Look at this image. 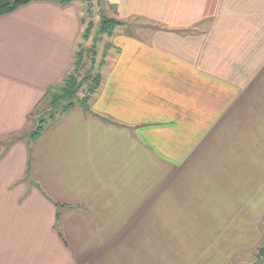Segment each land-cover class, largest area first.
Returning <instances> with one entry per match:
<instances>
[{
  "label": "crops",
  "instance_id": "1",
  "mask_svg": "<svg viewBox=\"0 0 264 264\" xmlns=\"http://www.w3.org/2000/svg\"><path fill=\"white\" fill-rule=\"evenodd\" d=\"M111 4L125 25L107 36L88 108L50 123L32 154L26 142L8 140L0 264H254L229 238L240 239L236 212L243 229L264 219V179L240 174L264 172V0ZM84 10L81 1L33 2L0 17V137L21 138L46 92L73 73L89 41ZM135 20L155 28L138 36L126 26ZM241 152L253 160L237 163ZM227 205L238 206L231 221L221 212ZM154 211L186 212L173 219L185 234L163 230L156 239L170 225L155 224ZM209 221L223 230L204 243L199 223Z\"/></svg>",
  "mask_w": 264,
  "mask_h": 264
},
{
  "label": "rangeland",
  "instance_id": "2",
  "mask_svg": "<svg viewBox=\"0 0 264 264\" xmlns=\"http://www.w3.org/2000/svg\"><path fill=\"white\" fill-rule=\"evenodd\" d=\"M78 1H81L82 4L84 5V8H85V10H84V12H85L84 22L86 24V28H88L89 25H91V28H92L89 31V34H90L89 41H87V42H83L82 41L81 47H79V52L81 50L86 51L85 60H84L85 61V67L80 71V75H79V79L81 80V79L87 78L91 74H92V76H96V75L100 74V72H99L100 70H98V69H99V65H100V67L103 65V63H101V62H103V60L105 58V55H106V52H107L106 48H107L108 45L106 46V44H107V36H109L107 34H101L99 32V27L101 25L100 24L101 23V18L100 17H101V15H105L106 17H108L109 19L112 20V17L114 16V11L111 9V4H110L111 0H78ZM113 19H114V21L116 23V25L113 24L114 26L120 27V26L125 25V24L117 21L114 17H113ZM105 25H106V27H110V28L112 27V25L110 23L105 24ZM128 25L132 26V28L134 29V30H132V32H135L136 34H138V36H142L144 34V32L146 30H148V29H154L155 28L152 25L147 24L146 22L141 21V20L132 21L129 24L127 23L126 26L128 27ZM58 85H60V84H57L55 86H58ZM89 89H90V84L86 85L84 93H86V94L89 93L88 92ZM84 93L81 92L79 94V95H81V98L84 97ZM81 98H79V96H78V99H81ZM44 107L46 108V105H44ZM41 111H42V113H44V112L46 113V111H44L42 109H41ZM37 119H39V117L35 118L36 121H37ZM33 125H34L33 120L30 119V118L27 119V124H26L25 130L22 131L21 133H19L22 136L21 137L22 139L20 137H18V136L14 137V138H9V139H7L6 137H3V136L0 137V149H1L0 150V162L5 158L7 153L10 151L11 147L8 145L9 144L8 140H10V139L13 140V141L16 139L15 142L20 141V143L21 142H24V143L26 142L27 145L29 146V154H32V152H33V148L32 147L35 145L36 142L30 141L29 134L35 129V127ZM31 127H32V129H31ZM49 130H50V125H46L42 135L47 134L49 132ZM17 139H20V140H17ZM250 159L253 160V157L251 155H249V154H246V153H242L241 152V153L235 155V160L237 161V163L244 162V161H247V160H250ZM255 166H257L259 168L258 165H255ZM259 172H260V175L262 177L261 180H263L264 179V172L262 170L259 171L257 168H254V167L245 168V169H243L240 172V174H242L244 177L245 176L246 177H250V174H251V176H257L259 174ZM238 184L240 185V190H241L242 181H238V180L234 181V189H236L238 187L237 186ZM243 184H244V190L241 191V193L243 194V197L245 196V200H246V199H248L250 197V191H249L250 187H248V188L245 187V185L247 184L246 180L243 182ZM231 200L233 202L234 198H231ZM207 206L209 208L208 204H207ZM237 207L238 206L231 207V211L229 210V206L228 205L226 206L225 210L221 208V210H222L221 212L225 216L230 215V217L228 216L229 218L227 219V221H231L230 218H232V216L234 214V211L237 209ZM219 210H220V208H219ZM258 211L259 210L253 209V210H251V214L252 213H257ZM208 212H210V210L199 211V212H197V216H198V218L200 220L203 219V218H208ZM177 214H178L179 218L184 219V216L187 213L186 212L177 213L176 211H170V212H166V211L156 212V211H154L152 213L153 221L155 222V224H156L157 220H161V225H163V224L165 225L167 223H169V225H170L169 228L166 227L164 229L163 227L162 228L160 227V229H157L159 232L155 235L156 239L159 238V236L161 235L160 233H162L163 230H164L165 234H169V232L170 233H174L175 235H183V234H185L184 233L185 230L183 228L173 227V225H174L173 219L177 218ZM192 214H195L194 209H192L191 213L188 214V215H190V217L187 218L186 220H190L192 218ZM239 218H240V213L237 214V212H236L235 216H234V228H233V231H238L240 233V239H237L238 238L237 237L238 233H234L233 236L230 237L229 239H233L234 238L232 244H233V247H234L236 252H237V248L246 247L241 252V253H243L242 255L247 256L250 259V262L256 264V262H258V258H257L258 250L260 248L261 249L264 248V241H259L260 243L257 244V242H258V240L260 238V233L259 232L261 231L262 234L264 235V219L262 220V224H258L259 221H257V223L253 226V228L243 229L241 220ZM138 219L139 220L145 219V213H139ZM206 223H207L206 226H203L202 223H199V231L197 230V228L187 227L189 229V235L190 234H195V232H197V231L199 233L202 232V234H199L200 235V240L202 239L204 241V243H205V242L211 241L212 239L216 238L218 236V232L223 230L222 227H213V226H211L209 224L210 221L206 222ZM252 224H253V220L251 219L250 227L252 226ZM245 227L246 226L244 224V228ZM243 232H244V236L241 239ZM252 232H253V234H254V232L257 234L256 238H253ZM164 233H163V235H164ZM203 234L205 236H209L211 234L212 235L210 237H205ZM194 237L197 238L198 235H196ZM235 237H237V238H235ZM220 240L222 242H225L223 237ZM166 245L167 244H161L160 245V243H158V245H156V246L157 247H163V246H166ZM158 249L155 250V251H161L160 248H158ZM137 250H144V249L137 247ZM148 251H151V250L148 249ZM242 261L243 260H241V259L240 260L235 259V264H243Z\"/></svg>",
  "mask_w": 264,
  "mask_h": 264
},
{
  "label": "trees",
  "instance_id": "3",
  "mask_svg": "<svg viewBox=\"0 0 264 264\" xmlns=\"http://www.w3.org/2000/svg\"><path fill=\"white\" fill-rule=\"evenodd\" d=\"M78 0H0V17L10 15L21 7L29 5L33 2H54L61 6H67L72 4ZM111 4V3H110ZM111 9L116 12V6L111 4ZM101 25L99 27V32L101 34L112 35L116 25L114 19H109L105 15H101ZM109 20V21H108ZM110 23L112 27H106L105 24ZM91 25L85 29L84 40H88L90 38L89 31L91 30ZM81 47V46H80ZM85 54L86 51L81 50L75 59V69L71 75L63 80V82L55 87H51L43 97V99L39 102V105L35 108V111L32 115H30V119L39 117L36 122H38L36 128L29 134V139L32 142L38 141L41 137L44 128L46 125L54 122L60 115H63L73 109L76 105H80L81 107L87 109L88 102L90 99V95L95 94L97 91L100 81L101 75L98 74L96 76H88L84 79H79L80 71L85 67ZM90 84L89 93H84L86 85ZM83 92L84 97L78 99L79 94ZM86 95V97H85ZM46 105V108L44 107ZM42 110L46 111V113H42ZM20 140V139H17ZM16 141V139L14 140ZM258 260L264 262V248L259 250Z\"/></svg>",
  "mask_w": 264,
  "mask_h": 264
},
{
  "label": "bare ground",
  "instance_id": "4",
  "mask_svg": "<svg viewBox=\"0 0 264 264\" xmlns=\"http://www.w3.org/2000/svg\"><path fill=\"white\" fill-rule=\"evenodd\" d=\"M40 119V118H39Z\"/></svg>",
  "mask_w": 264,
  "mask_h": 264
}]
</instances>
